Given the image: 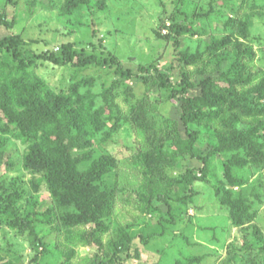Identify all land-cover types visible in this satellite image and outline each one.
I'll return each instance as SVG.
<instances>
[{
  "label": "rangeland",
  "instance_id": "rangeland-1",
  "mask_svg": "<svg viewBox=\"0 0 264 264\" xmlns=\"http://www.w3.org/2000/svg\"><path fill=\"white\" fill-rule=\"evenodd\" d=\"M14 1L16 5L0 0V17L16 21L12 28L1 27L0 36H20L23 50L60 52L63 45L73 44L75 50L88 54L111 55L134 72L140 65L169 70L174 82H179L185 71L195 85L190 92L193 97L200 96L201 82L211 78L212 89L217 95L224 94L227 103L221 106L218 118L192 127L201 131L198 147L205 153L216 143L214 134L226 132L224 125L232 115L249 127L264 124V114L245 115L242 109L230 106L222 78L240 64L241 75L249 77L247 84L237 86L240 94L264 83V0H92L90 6L72 14L65 12L67 0ZM173 19L193 25L192 32L178 38L177 49L173 41L163 37ZM220 41L226 46L216 53L208 52ZM180 52L189 58L201 57L194 63L182 62ZM35 73L51 90L68 91L73 84L81 95L91 92L96 96L97 110L103 107L105 90L116 79L109 69L92 66L54 69L47 64ZM111 95L120 127L110 137L106 132L111 128H94L95 135L88 136L91 144L85 148L107 153L115 167L106 177L117 195L110 220L105 221L110 227L101 235L103 252L87 239L89 227L63 224L62 209L46 186L36 191L32 174L23 167L27 145L17 140L15 133L0 131V194L6 190L23 193L24 204L36 198L43 214L39 227L45 230L32 245L27 232L19 233L0 223V255L17 264H99L110 260L112 239L123 229L137 236L154 235L148 245L136 241L126 264H264V168L238 163L232 169L237 182L231 185L225 163L232 154H220L212 160L207 179L196 181L191 189L180 186L177 180L188 169L202 168L197 159H180L179 167L167 168L163 175L149 173L140 158L149 149L148 137L131 122L135 108L142 105L155 136L168 140L182 133L180 102L167 101L155 82L145 83L141 78L126 79ZM256 103L264 104V97ZM259 135L264 143L261 128ZM1 140L5 141L3 147ZM217 187H226L235 197L244 196L252 202L256 212L253 221L236 227L229 209L217 196ZM178 194L191 196L186 203L165 200Z\"/></svg>",
  "mask_w": 264,
  "mask_h": 264
},
{
  "label": "trees",
  "instance_id": "trees-1",
  "mask_svg": "<svg viewBox=\"0 0 264 264\" xmlns=\"http://www.w3.org/2000/svg\"><path fill=\"white\" fill-rule=\"evenodd\" d=\"M8 1L15 5L17 3L14 0ZM91 1L67 0L65 12L72 14L90 6ZM180 13L185 12L180 10ZM173 21L165 27L168 32L163 37L173 41L177 49L180 46L178 38L192 32L193 25ZM15 24L16 21L10 22L5 16L0 17V28H12ZM23 45L18 35L0 36V131L3 134L15 133V138L27 145L23 167L32 174L35 190L39 192L42 186H46L53 201L62 209L61 220L66 227L72 228L77 224L89 227L87 239L98 252L104 250L101 235L110 227L105 221L110 220L117 195L111 182L106 179L115 167L107 153L96 152L97 149L86 151L85 148L91 144L88 136L95 135L94 128H111L106 132L107 137L119 129L121 118L114 112L111 94L126 79L141 78L145 83L155 82L164 92L167 101L180 102L182 133L168 140L155 136L152 122L142 105L135 108L131 122L148 137L149 149L142 152L140 158L149 173L163 175L167 168L179 167L180 159H197L202 168L188 169L177 180L180 186L191 189L196 181L207 179L212 160L220 154H232L225 163V175L231 185L237 182L232 169L238 163H250L257 169L264 168V143L260 141L259 135L260 128L264 130L263 123L249 127L242 124L236 115H232L224 125L226 132L214 134L216 143L207 153L198 147L201 131L192 127L205 120L218 118L221 106L227 103L224 94L217 95L212 89L214 83L211 78L201 82L200 96L193 97L190 92L195 85L189 81L185 71L181 73L179 82H174L169 70H161L155 65H140L134 72L111 55L100 57L88 54L75 50L73 44L63 45L60 52L41 53L23 50ZM224 46V41L215 42L208 48V52L216 53ZM200 57L189 58L180 52L179 61L194 63ZM47 64L54 69H84L91 66L109 69L116 79L105 90L103 107L97 110L96 96L91 92L79 94L76 85L71 84L68 91L51 90L47 82L35 73V69ZM242 67L236 64L223 74V82L227 84L225 91L230 95L229 104L232 108L242 109L245 115L264 114V104L256 103V99L264 97V83L245 94L237 91L238 85L249 82V77L244 78L240 73ZM1 143L3 147L5 141L1 140ZM8 164L13 169V164ZM216 192L221 203L229 209L236 227L253 221L256 212L252 209V202L244 196L235 197L232 190L226 187H217ZM179 195H169L165 200L186 203L191 196ZM25 201L23 193L9 190L1 193L0 223L19 233L27 232L32 245H35L41 239L39 234L45 232L39 227L43 223V214L38 210L36 198L31 197L24 204ZM171 221L175 223L173 218ZM153 237V234L144 237L118 229L110 244V260L99 264H126V260L132 257L131 251L136 241L148 245ZM0 264L17 263L0 255Z\"/></svg>",
  "mask_w": 264,
  "mask_h": 264
},
{
  "label": "built area",
  "instance_id": "built-area-1",
  "mask_svg": "<svg viewBox=\"0 0 264 264\" xmlns=\"http://www.w3.org/2000/svg\"><path fill=\"white\" fill-rule=\"evenodd\" d=\"M168 26H170V24H168Z\"/></svg>",
  "mask_w": 264,
  "mask_h": 264
}]
</instances>
